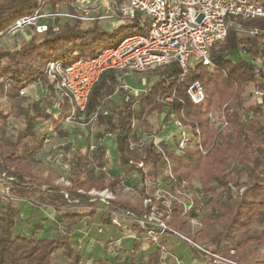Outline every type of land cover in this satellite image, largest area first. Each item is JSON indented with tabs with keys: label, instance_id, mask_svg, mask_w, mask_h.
I'll use <instances>...</instances> for the list:
<instances>
[{
	"label": "trees",
	"instance_id": "16d2710c",
	"mask_svg": "<svg viewBox=\"0 0 264 264\" xmlns=\"http://www.w3.org/2000/svg\"><path fill=\"white\" fill-rule=\"evenodd\" d=\"M73 1L75 0H0V31L12 24L17 17L33 13L40 2H44L45 7L51 10L64 5L73 13ZM121 1L117 0L118 3ZM140 17L114 25L111 30L103 28L97 19L83 25L80 19L65 18L64 21L57 23V28L49 25L47 30L41 33L34 32L29 40L23 41L14 50H0V78L7 77L14 87L18 88L25 84L24 82L42 76L49 61L66 62L78 56L96 55L103 46L115 45L125 35L144 32L145 28L139 22ZM232 20L245 29L256 27L264 30V17L242 18L234 15ZM241 47H246L249 59L239 58L233 61L228 57ZM263 55L264 48H260L254 37L240 34L234 27H230L225 39L211 47L212 68L198 63L190 66L181 76L178 63L172 62L170 65L148 71L150 74L153 73L156 79L145 91L131 96L128 101L123 100L120 104H114L111 100L119 85L116 72L109 69L101 74L90 91L85 109L87 120L98 110L99 114L95 121L104 125L103 130L97 134V159L101 161L105 154L106 146L102 139L108 134H115V151L119 165L128 171H136L143 186L138 204L119 198L107 199L106 210L102 211L99 220L102 225L111 223L112 212L128 213L136 219L151 214V206L143 204L146 197H152L144 189L146 181L144 167L151 165L157 169L162 161V155L154 150L152 142L144 145L141 150L130 149V143L135 140L132 118L136 116V111L133 105L140 102L143 107L150 105L160 110L163 103L157 101L155 97L170 95L173 91L176 98L169 102V108L173 109L182 123L188 124L194 133L198 130L200 141L192 147H187L182 155L170 150L169 146L162 142L173 174V177L167 176L170 186L188 190L187 185L181 187L180 183L188 184L197 174H205L206 178L201 180V189L204 192L210 190L215 192L216 186H209L208 179L216 177L222 186L217 201H220L222 214L227 217L223 234L228 240L234 227H247L260 214H264V70L253 63V60L261 59ZM37 58H40L39 62ZM194 80H199L204 87V101L198 104L193 103L187 94V87ZM248 82H254L256 89L262 90L263 94L260 102L244 108L242 92ZM36 107L34 114H25L24 127L18 131L11 147L5 146L0 134L1 171L4 170L13 177L10 182L11 190L18 196H24L33 188L40 189V186L46 184L44 180L32 174L30 163L19 155L20 150L27 149V138L35 134V121L51 117L46 111ZM237 108L251 115L244 118ZM104 110L107 111L106 114H102ZM214 111H222L226 118L227 125L222 130H217L209 117ZM5 117L0 110V119ZM54 124L55 127L58 126L55 121ZM59 133L62 136L68 135L63 130ZM42 147L43 139L30 149V155ZM65 148L69 150L70 146L65 145ZM85 157L80 150L71 152V157L67 160L70 165V187L52 185L44 191L48 203L57 209H67L71 205L91 207L86 211L63 210L61 219L65 230L58 231L53 237L38 238L34 233L30 237L25 234H13L12 229L19 214L18 208L13 199L7 198L3 202L0 196V264H52L53 254L57 250H61V253L70 259L71 264H79L81 254L70 242L71 228L84 218H92L97 213L96 205L101 199L97 195L89 194L90 189L103 190L113 187V183L106 180L108 176L102 162L98 164V174L82 177ZM131 160H141L143 167L130 163ZM230 163L235 167H230ZM161 172H156L155 177ZM239 173L240 175L235 178L234 174ZM241 174L244 176L243 181L239 180ZM242 186L245 188L240 191ZM152 198L155 200V197ZM157 204L165 224L185 235L187 232L185 218L194 216V210L185 212L183 202L176 198L170 200L168 208L160 200ZM199 205L195 207L199 208ZM131 228L140 233L146 230L135 220L131 221ZM205 228H208L207 223L193 236H203ZM164 232L173 234L169 229ZM138 244L139 241L136 240L135 246ZM217 245L219 247V243ZM191 248L198 255L215 261V257L205 251L193 245ZM223 250L231 259L235 257L227 248ZM160 252V248H156L150 255L152 264H161Z\"/></svg>",
	"mask_w": 264,
	"mask_h": 264
},
{
	"label": "rangeland",
	"instance_id": "374dc122",
	"mask_svg": "<svg viewBox=\"0 0 264 264\" xmlns=\"http://www.w3.org/2000/svg\"><path fill=\"white\" fill-rule=\"evenodd\" d=\"M125 2L126 0L121 1V3ZM58 11L64 12L66 11V7L60 5ZM94 12L93 14H95ZM104 13L109 14L111 11L106 10ZM140 19L144 22L145 29H147L149 26L147 16L142 15ZM64 20V17L60 19L50 18L49 24H55V22H62ZM89 23V21H83V25ZM100 23L103 28L109 30L114 26L112 22L107 20L100 21ZM7 28L0 31L1 51L18 48L23 41L29 40L35 32L32 27H26L14 33H9ZM255 40L260 48H264V43L259 42L257 39ZM243 48L241 47L238 51L230 53L228 57L233 61L239 58L249 59L248 54L242 50ZM39 61L40 58H37V62ZM253 61L256 62L258 68L264 70V55L261 59L258 58ZM155 79L156 76L153 73H133L127 75L126 82L134 88L141 90L147 88ZM24 83L16 88L7 77L1 76L0 78V110L6 115L5 118L0 119V134L6 147L13 145L18 131L24 127L25 114H34L37 109L36 106L44 111L46 109L48 111L52 106L51 97L53 92L50 89L51 84L48 78L42 75L37 77L36 80ZM46 86H48L47 91ZM22 88L23 93L20 92ZM255 90L257 89L254 82H248L244 86L242 92L244 108L258 102V95L255 93ZM124 95V91L115 90L112 96L114 104L122 102ZM134 107L136 111L134 129L136 132L145 131L146 133H150L152 138L157 137L161 142L173 148L178 133L174 131L176 124L171 120V116L168 115L166 111L167 107L158 110L150 105L143 107L140 102L135 103ZM66 109H68V106L64 103L62 110L65 112ZM237 110L244 118L251 115V113L241 108H237ZM47 113L50 114L49 112ZM214 113L213 118L216 120L217 114L220 111H214ZM54 121L57 122V127H55ZM81 121L68 122L64 119L63 115H60L57 119L51 116L49 119H37L35 121V134L27 138V149L20 150L19 155L30 163L32 174L36 178L44 180L46 184L40 186V189L33 188L24 196H18L11 188L9 193L12 198L6 197L3 194L0 195L3 202L7 198L13 199L18 208L19 214L12 229L13 234H25L30 237L34 233L38 238L53 237L58 231L65 230L64 222L61 219L63 210L72 212L73 210L86 211L91 208L87 205H71L67 209H57L48 203V199L44 196L45 190H42V188L48 190L52 185L61 186L62 188L71 186L69 179L70 165L67 160L71 157V152L75 150H80L82 155H86L84 165L82 166V177L98 174V164L102 162L104 164V171L108 176L107 182L113 183L112 188H107L108 193H112L114 198L138 204L143 190L140 175L136 171H128L119 165L118 155L113 149L114 141L109 135L102 140L106 146V150L102 160L99 161L97 159L98 153L96 149H91V145L96 144L97 134L103 130L104 125L98 124L94 120L85 121L83 124ZM60 130L61 132L62 130L66 131L68 135L62 136L59 133ZM41 139H43V147L30 155V149ZM65 145L70 146L69 150L65 148ZM229 166L235 167L232 163ZM144 171L146 175L144 189H146L148 194L155 196V201L153 202L154 212L149 216L141 217L139 220L141 226L146 229L144 232L140 233L133 230L131 228L132 219L123 214L113 213L111 223L102 225L99 220L102 211L106 210V203L104 201L97 203V213L92 218L86 217L74 226L71 242L76 249L82 251L89 243L97 247L91 251L89 256H94L92 264H98L97 257L113 258L117 260L118 264H144L142 259L149 248L152 247L160 248L162 251L161 255L172 258L175 262L174 264H192L190 261L186 263V260H189L188 258L184 259L186 253L189 254V251H186L188 248L186 246H189L190 242L177 234H173V237H163V235L168 234L161 230L160 224L162 219L157 213L159 209L157 201L163 200V203L166 204L173 196L183 201L186 207H190L195 212L194 216L185 218L187 229L185 236L189 237L192 241L194 240L199 249L231 260V263H221L214 256L216 258L213 261L214 264H264V214H260L247 227H234L233 231L229 234L230 239L228 240L223 234L227 217L222 214L219 205L220 201H217L222 186L216 177L208 179L209 186H216L215 192L211 190L204 192L201 189V180L206 178L205 174H197L188 184L184 182V185L188 186L187 190L175 189L170 186L167 179L169 168L164 167L162 163L159 164L157 169H154L151 165L145 166ZM159 171L162 172L155 177V173ZM239 172H241V169ZM238 175L240 173L234 174V177L236 178ZM239 180H244L242 174ZM3 186V181L1 180L0 190L3 189ZM244 188V186L240 187V191ZM2 204L4 205V203ZM197 204H200L199 208L195 207ZM114 219L117 223L113 221ZM205 223H207L208 228H205L204 235L194 237L193 235L201 230ZM133 240L140 242L137 252L133 251ZM172 241L184 246L185 252L182 255L179 256L173 253L170 255L171 252L168 245ZM218 243L219 247H217ZM224 248H227L235 257L231 259V257L224 253ZM52 264L71 263L61 253V250H57L53 254Z\"/></svg>",
	"mask_w": 264,
	"mask_h": 264
},
{
	"label": "built area",
	"instance_id": "2783aa9c",
	"mask_svg": "<svg viewBox=\"0 0 264 264\" xmlns=\"http://www.w3.org/2000/svg\"><path fill=\"white\" fill-rule=\"evenodd\" d=\"M72 6L73 13L67 9L60 12L58 8L56 10L47 9L44 2H40L33 13L17 17L7 28V31L14 33L17 30L32 27L35 32L41 33L47 30L50 25L43 20L61 17L66 19L77 18L89 22L96 19L99 21L107 20L115 24L125 23L138 16L146 15L149 26L144 32L125 35L115 45L103 46L96 55L78 56L66 62L53 60L46 63L43 76L50 80V89L53 92L51 97L52 106L47 112L54 119L63 115L68 122L82 120L81 123L83 124L85 121H95L99 111L93 112L87 120L85 109L92 87L106 70L112 69L120 74L117 79L119 85L115 90L124 91V101H128L131 96L145 91L146 88L139 90L128 84L125 79L127 75L142 74L170 65L172 62L178 63L181 76L185 74L190 66L198 63L212 68L211 47L214 43L225 39L230 27H234L240 34L252 36L259 42L264 43L263 29L256 27L245 29L232 20L234 15L242 18L264 17V0H126L125 3H118L117 0H75L72 2ZM106 10H110L111 13L105 14L104 11ZM93 11H95V14H93ZM139 22L145 28L141 19H139ZM53 27L57 28V25ZM242 50L246 52V47ZM253 63L256 64L255 61ZM47 89L48 86H46V91ZM20 92L23 93V88ZM255 93L258 95V102H260L263 91L255 90ZM187 94L193 103L203 102V84L199 80L192 81L187 87ZM174 98H176L174 91L170 95H157L155 97L157 101L163 103L162 108L167 107L168 115L171 116V120L178 128V136L174 147L169 148L177 154H182L187 147L199 143L200 135L198 130L194 133L188 124H183L176 112L169 108V102ZM64 103L68 106L65 112L62 110ZM106 113L107 111H102V114ZM214 114V112L209 114L214 127L217 130L224 129L227 121L223 112L220 111L217 114L216 120L213 118ZM135 120L136 116L132 118L133 128ZM150 135L145 131L136 132L134 129L133 136L135 140L130 143V149L141 150L144 145L152 142L154 150L162 155L161 163L164 167L169 168L167 176L173 177L170 171V161L161 140L157 137L152 138V135ZM91 149H96V144L91 145ZM202 152L204 151L202 150ZM130 163L143 167L141 160H131ZM1 180L4 186L0 190V195L3 194L12 198L9 190L13 177L9 176L6 171H1L0 167ZM180 185L181 187L185 186L184 182ZM42 190L46 189L42 188ZM88 193L99 196L101 201L105 203H107V199L114 198L112 193H108L107 188L103 190L90 189ZM150 196L155 197L152 194ZM152 197H146L143 200L144 205L151 206V213L154 212L153 202L155 201ZM173 198L180 201L176 196H173ZM161 201L163 203V200ZM183 205L185 212L190 210V207H186L184 202ZM164 206L168 208L170 201ZM113 213L123 214L138 222L140 220L128 213ZM157 213L160 215L159 209ZM113 221L116 222L115 219ZM160 225L162 232L169 229L173 234H177L190 242L191 245L196 248L199 247L185 235L168 227L163 220ZM208 254L218 258L221 263H231L229 259L211 253Z\"/></svg>",
	"mask_w": 264,
	"mask_h": 264
},
{
	"label": "crops",
	"instance_id": "0c3cea01",
	"mask_svg": "<svg viewBox=\"0 0 264 264\" xmlns=\"http://www.w3.org/2000/svg\"><path fill=\"white\" fill-rule=\"evenodd\" d=\"M50 19V18H49ZM49 19H46V20H43L44 22H47L49 23ZM105 21V20H104ZM111 22V21H109ZM58 23V22H57ZM57 23L55 22V24H50L52 26L54 25H57ZM117 24H120V23H115L114 25H117ZM116 74H117V79L119 77V73L117 71H115ZM127 77V76H126ZM126 79V78H125ZM112 102L114 101L112 98H111ZM114 103V102H113ZM122 103V102H120ZM118 103V104H120ZM117 104V103H115ZM47 111V109H46ZM176 129V130H175ZM174 131H178V128H174ZM108 135H106L105 137H107ZM109 136H111L113 138V149L115 151V148H116V135L115 134H109ZM104 137V138H105ZM103 138V139H104ZM102 139V140H103ZM104 144V142H102ZM105 145V144H104ZM85 219V218H84ZM100 222V221H99ZM80 223V222H79ZM78 223V224H79ZM77 225V224H76ZM75 226V225H74ZM74 226L71 228V232H70V242H71V234L73 233V229H74ZM167 234V233H166ZM163 237H173V234H168V235H163ZM165 239V238H164ZM135 241L136 240H133V251L137 252L139 250V246H140V242L137 246H135ZM196 243V242H195ZM72 244V242H71ZM189 246H186L188 247L186 251H189V254L184 253L185 257L184 259L188 258L189 260H186V263L190 261V263L192 264H214L213 261L209 260L207 257H204V256H201V255H198L195 251L192 250L191 248V244H188ZM191 245V246H190ZM73 246V245H72ZM169 248H170V255L173 254H176V255H182L183 252H185V249H184V246H181V245H178L176 242L172 241V242H169ZM74 247V246H73ZM151 247V246H150ZM75 248V247H74ZM95 248H97L96 246L92 245V243H89L87 244L86 247L83 248L82 251H80V254H81V259H80V262L79 264H92L93 262V259H94V256L92 257H89L90 254H91V251L94 250ZM158 248V247H152V248H149V250L146 252V254L144 255L143 259H142V262L144 264H152L151 260H150V255L155 251V249ZM162 253V251L160 252V254ZM67 258V257H66ZM68 261H70L69 258H67ZM97 262L98 264H118L117 260L116 259H113V258H107V257H104V258H100V257H97ZM160 263L161 264H174L175 262L173 261L172 258H168L167 256L165 255H161V260H160Z\"/></svg>",
	"mask_w": 264,
	"mask_h": 264
}]
</instances>
